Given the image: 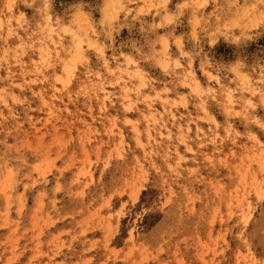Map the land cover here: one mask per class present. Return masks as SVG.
Returning a JSON list of instances; mask_svg holds the SVG:
<instances>
[{
	"label": "rangeland",
	"instance_id": "rangeland-1",
	"mask_svg": "<svg viewBox=\"0 0 264 264\" xmlns=\"http://www.w3.org/2000/svg\"><path fill=\"white\" fill-rule=\"evenodd\" d=\"M0 264H264V0H0Z\"/></svg>",
	"mask_w": 264,
	"mask_h": 264
},
{
	"label": "bare ground",
	"instance_id": "bare-ground-1",
	"mask_svg": "<svg viewBox=\"0 0 264 264\" xmlns=\"http://www.w3.org/2000/svg\"><path fill=\"white\" fill-rule=\"evenodd\" d=\"M43 44H40L39 46H42Z\"/></svg>",
	"mask_w": 264,
	"mask_h": 264
}]
</instances>
